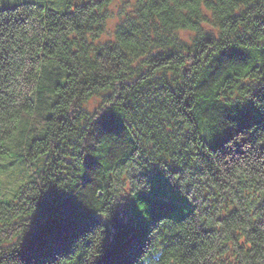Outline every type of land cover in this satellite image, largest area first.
<instances>
[{
    "label": "trees",
    "instance_id": "16d2710c",
    "mask_svg": "<svg viewBox=\"0 0 264 264\" xmlns=\"http://www.w3.org/2000/svg\"><path fill=\"white\" fill-rule=\"evenodd\" d=\"M54 1L62 7L0 0V69H15L0 79V102L18 103L7 100L13 91L5 85L9 75H23V88L17 81L23 104L9 117L8 136L0 137V156L33 175L10 196L5 187L0 197V259L11 257L4 264H56L78 238L102 227L97 229L103 236L100 256L89 250L97 255L94 264H134L149 229L144 217H151L164 230L169 251L180 253V264H240L231 259L236 249L250 250L249 237L264 233V193L257 187L261 169L253 163L251 178L237 176L248 171L250 160L264 167V144L259 143L264 110L252 100L244 104L251 96L264 101V82L251 87L264 80V41L247 39L264 32V0H200L205 10L220 8L217 19L232 39L217 46V26L187 15L191 29L201 25L198 42L169 48L153 38L146 44L143 67L131 81L119 80L120 103L110 104L113 111L99 118L103 129L85 127L82 114L70 116L63 97L99 84L101 73L92 69L103 67L107 74L127 59L126 49L156 30L163 0H144L142 9L133 10L137 14L124 17L113 15L105 0ZM111 19L116 22L110 37L101 40ZM145 152L152 160H144L145 168L134 179L146 181V187L134 199L122 197L108 219L83 205L112 203L118 195L117 168L126 177V162ZM161 157L171 165L162 169ZM229 163L234 167H226ZM165 171L181 173V178L184 171L199 184L192 215L184 213L188 202ZM45 179L49 186L36 201L35 185ZM197 216L204 218L202 224ZM97 240L94 236V247ZM78 260L73 256L65 264Z\"/></svg>",
    "mask_w": 264,
    "mask_h": 264
},
{
    "label": "clouds",
    "instance_id": "9594fccd",
    "mask_svg": "<svg viewBox=\"0 0 264 264\" xmlns=\"http://www.w3.org/2000/svg\"><path fill=\"white\" fill-rule=\"evenodd\" d=\"M143 4L144 0H139V3H126L125 0H105V7L110 8L112 14L119 17H124L126 13L129 15L137 14L133 10L142 9ZM224 8L228 9L229 5L226 3ZM103 10V8L100 9V11ZM221 14L222 13L219 7H209L205 10L200 0H163V3L159 5L156 10V15L159 17L156 30L149 32L144 40H140L138 43L134 41L132 48L126 49V51H128L127 59L122 60V62H118V66L115 69H110L107 74H104L103 67L92 69V71L98 70L101 73L99 84H94L92 87L87 89L76 88L74 89V95L70 94V96L63 97L68 114L77 118H79L82 114L86 118L84 121L85 127L91 124L95 127L103 129L102 125L98 123L99 118L107 110L111 109L113 111V107L109 106L110 104H113L114 102L113 106H115L120 103V100L118 99L121 91L119 80L124 79L131 81L132 76L137 69L143 67L142 57L148 54L146 51V44L149 41L155 38L158 44L168 46L169 48H171L173 44L183 46L185 44H194L198 42L200 35H203L201 25H197L196 29H191L190 26L185 23L187 15L191 16L193 20L199 19L201 22L216 25L218 31L216 32L215 43L217 46L222 44L226 45L232 39V34L227 27L220 26L221 22L217 18L221 16ZM224 14H226V12ZM144 15L147 16V10H144ZM206 30L207 29H204V31ZM209 38H211V36H209ZM247 39L249 41L254 39L264 41V32H262L258 37L249 36ZM13 71H15L14 68L0 69V79H3L6 73H11ZM148 71H150V69H148ZM121 73H126V75L121 77ZM24 75H27V72H25ZM17 81L20 82V86L23 88V75L19 77H12L9 75L8 83L5 85V90L10 89L13 91V97H8L7 100L11 101L15 98L18 103L13 106L10 103L0 102V116H2L3 119V126L0 127V137L8 136L11 131L9 117L14 115L16 110L23 104V101L17 94ZM261 82H264V80L253 84L251 86L253 90ZM125 94H127V90H125ZM249 100H252L258 109L264 110V101L251 96L244 102V104H246ZM3 143L7 144L8 140H4ZM259 143L264 144V140H260ZM152 151L157 156L159 155V153L155 152V149ZM145 159L148 160L149 164L152 157H150L147 152L143 155H140L139 153L134 154L132 159L126 162L129 167L127 168V176L123 178L120 177L121 169L117 168L116 193L118 195L114 196L112 203H105L99 208L90 207L85 204L83 205L89 210L95 211L99 217L108 219L110 217L109 209L118 202L123 203L124 201L122 200V197L129 196L134 199V194L146 187V181L142 180L137 182V180L134 179V176L139 174L145 168ZM165 161L166 160H164L163 157L159 160V166L162 169L165 164L171 165V163L167 161V163H165ZM253 163H255L256 168L261 169L259 176L261 183L257 187L259 188L260 193H264V167H261L260 162H254L252 160L248 161V171L246 173L238 172L237 176L246 175L248 178H251L253 175L251 165H253ZM226 167L232 168L234 166L229 163ZM165 172L168 173V171ZM48 175L51 174L49 173ZM168 175L171 177V182L178 185L180 195L188 202L189 207L184 209V213L187 212L188 215H192L193 206L198 203L201 195L198 190L199 184L194 185L192 181H189L184 171L182 173L183 178H181V173H168ZM57 177L62 176L58 175ZM128 180H130L131 183L128 184L127 190L120 194L123 185ZM231 182H234V178ZM53 183H55V181H53ZM47 186H49L47 179L44 180L43 184L38 183L35 185L36 201L40 197L42 191L47 190ZM188 186H190V189ZM63 190L70 191L69 189ZM256 195L257 193H253L251 199H254ZM245 207H247V205H245ZM205 211H207V209H205ZM218 214L219 212H217V215ZM148 217L150 216L148 215ZM144 219L149 222V229L146 231L143 240L138 247L134 257V264H180V253L176 251H169L168 239L165 237L164 230L159 229L157 222L153 223L151 221V217H144ZM194 219L198 223L202 224L204 218L202 216H197L194 217ZM97 229H95L94 232H90L85 236L78 238L73 243L72 250L68 255H61L57 257L56 264H65V260L73 256H78V264H94L97 259V255L90 254L89 250L94 249V252L98 253V256H100L101 253L99 248L101 240L103 239V236L97 231ZM94 236L98 237V240L95 242L96 245H98L96 247H94ZM161 238L165 240L164 245L160 244ZM249 239L251 240V244L249 246L250 250L241 252L239 249H236L235 255L231 256V259L239 261L240 264H264V233L259 234L258 237H249ZM90 255L91 258L88 259ZM4 259L11 260V257H5ZM4 259H0V264H4Z\"/></svg>",
    "mask_w": 264,
    "mask_h": 264
},
{
    "label": "rangeland",
    "instance_id": "374dc122",
    "mask_svg": "<svg viewBox=\"0 0 264 264\" xmlns=\"http://www.w3.org/2000/svg\"><path fill=\"white\" fill-rule=\"evenodd\" d=\"M10 3H14L15 0H8ZM25 2H30V3H38V4H48L51 5L52 7L55 8H61L62 6L59 3H55L54 0H25ZM116 22V19H111L108 22V30L105 34L101 36V40H105L110 37V33L114 27V24ZM15 160H9L4 157L0 156V187H1V193L0 197L4 195L6 192V188L8 191V196L12 195L15 192V189L17 188V185L25 180L32 178L33 176L28 175V170L25 169L22 171V169H18L15 167ZM37 168L36 166L31 167V172H34ZM16 186V187H15ZM6 187V188H5ZM6 195V194H5Z\"/></svg>",
    "mask_w": 264,
    "mask_h": 264
}]
</instances>
